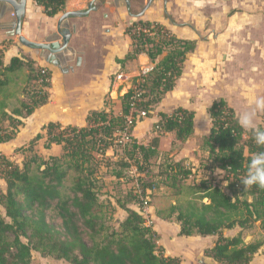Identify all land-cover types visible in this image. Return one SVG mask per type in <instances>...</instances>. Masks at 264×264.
<instances>
[{
	"label": "trees",
	"instance_id": "1",
	"mask_svg": "<svg viewBox=\"0 0 264 264\" xmlns=\"http://www.w3.org/2000/svg\"><path fill=\"white\" fill-rule=\"evenodd\" d=\"M33 1L44 15L54 17L65 11L68 0ZM125 33L133 41L132 49L119 63L140 54L155 63L152 73L132 78L140 89L139 97L134 98L135 89H128L119 96V115L105 107L92 110L86 116L85 126L48 122L43 126L44 148L60 145L58 155L44 158L35 151V143L43 137L40 133L26 147L18 149L23 154L21 165L0 154V179L5 184V190L0 189V207L4 210L3 215L0 213V264H31L32 250L67 264H181L178 257L164 254L157 244L156 231L139 211L129 206L135 204L142 210L143 201L138 196L127 193L125 199H117L116 205L126 215L117 227L110 223L115 207L99 197L101 184L97 170L112 145L122 147L123 156L118 163L129 167L132 164L127 160H131L138 173L144 170L143 164L159 156L160 133L146 145L138 143L131 135L136 123L127 128V140L120 141L126 116L132 107L145 110L149 115L153 106L173 88L186 55L195 48L196 41L177 38L161 23L141 18L129 24ZM1 57L0 50L2 75L26 69V80L37 83L28 99H20L7 111L5 99L10 94L6 86L12 78L0 79L3 97L0 99V143H5L15 138L24 118L48 101L50 70L43 77L42 67L30 57L13 56L6 65ZM208 113L212 126L202 139V147L208 153L210 165L224 171L227 191L201 180L199 187H189L195 190L193 193H200L195 197L200 202L194 198L178 207L171 205L170 210L177 211L178 235L216 236L213 244L204 249L205 256L218 264H250L264 246V235L261 240L245 241L243 231L257 221L264 229V188L256 185L245 188L240 178L246 174L249 158L264 151V147L255 143L250 131L239 126L233 108L224 98L213 101ZM158 116L155 125L161 129V134L174 131L179 142L192 135V111L179 107L171 113L159 112ZM245 134L248 137L243 142ZM158 168V175L172 186L192 174V167L185 168L182 160L165 159L158 163ZM70 173L73 176L71 195H68L64 182ZM112 174L118 180L122 178L120 171ZM149 187L142 185L143 194ZM204 199L207 202H203ZM50 208H54L61 219L60 229L46 220V211ZM235 228L238 230L233 235L223 233Z\"/></svg>",
	"mask_w": 264,
	"mask_h": 264
},
{
	"label": "crops",
	"instance_id": "2",
	"mask_svg": "<svg viewBox=\"0 0 264 264\" xmlns=\"http://www.w3.org/2000/svg\"><path fill=\"white\" fill-rule=\"evenodd\" d=\"M74 1L68 0L65 10H71ZM134 1L137 0H130L132 8ZM132 8L130 12L137 13L136 8ZM60 14L48 17L33 0H26L22 34L29 40L43 41L46 35L55 31ZM10 18V12L0 13V24L9 22ZM135 18L157 21L177 38L196 41L195 48L186 55L181 75L173 88L154 105L152 115L138 122L132 130L138 143L146 145L156 135L151 128L159 119V112L171 113L181 107L193 112L192 135L179 142L174 131L164 132L159 136L158 150L161 154L169 153L175 161L196 160L193 152L198 151L199 155V142L209 134L212 126L208 108L213 101L224 98L238 118L250 106L253 96H264V0H152L140 17L132 16L123 6H114L110 0H103L98 10L71 19L76 31L69 44L77 51L79 64L72 62L69 70L62 71L43 61L35 63L50 70L49 99L23 119L24 124L15 138L0 143V154L12 156L38 133L43 136L39 140L44 143L43 126L48 122L85 126L89 111L105 107L108 92L115 93L117 98L128 90V85H112L111 78L117 73L133 76L142 64L151 62L145 54H140L133 60L119 63L132 49L133 41L125 33V28ZM7 32V29L0 28L3 64H8L13 56L34 59V52L24 48ZM261 114L257 113L256 125ZM142 124H146L144 128H141ZM173 142H178V147L171 151ZM47 150L51 155H58L61 146L52 144ZM166 223L170 222L162 220L159 225L163 233L169 229ZM153 229L165 255L178 257L181 264H218L203 254L210 245L197 252L193 250L196 245L188 242L186 250L172 253L162 240L163 233L156 226ZM174 231L178 235L179 224H175ZM193 236L182 237L190 239Z\"/></svg>",
	"mask_w": 264,
	"mask_h": 264
},
{
	"label": "rangeland",
	"instance_id": "3",
	"mask_svg": "<svg viewBox=\"0 0 264 264\" xmlns=\"http://www.w3.org/2000/svg\"><path fill=\"white\" fill-rule=\"evenodd\" d=\"M88 1L89 0H85V1L76 0L72 4L73 7L72 9H77V10L85 9L87 7ZM98 2L102 4L103 0H99ZM146 2L147 0L134 1L133 5L134 8H136L135 10L137 12L140 11L144 7ZM131 8H132V4H131ZM137 19L138 18H135L134 20ZM13 39L17 40V37L14 36ZM30 52H34V51H30ZM34 61L36 64L42 61L35 54V52H34ZM43 67L48 68L47 66H43ZM133 70L136 71L135 68ZM25 71L26 69L19 71L13 75L12 74L2 75L0 72V79H3L5 77H7L8 79L9 77L12 78L6 86V91L8 94H10L7 99V104H8L7 108L9 111L11 110L12 107L18 104V101L20 100L21 97L28 99V97L35 90V86L37 85V83L33 81L28 82L26 80ZM113 80L114 78L112 77L111 78L112 85H114ZM129 82H131L130 79L127 82H122V84L126 87L127 85H129ZM121 86L122 85H120V87ZM111 90H112V86H111ZM119 96L116 98L115 93H113L112 95L110 92H108L104 100L106 110L107 111L111 110L114 115H119L121 112V103ZM138 110L141 109L138 108ZM151 115H152V111H150L149 115L146 117H150ZM146 117H142L138 122L145 119ZM262 117H263V112L259 117L258 120L259 123L257 124V126L261 125L262 127H264V121L262 120ZM137 123L135 124V126L137 125ZM145 125L146 124H142L141 128H144ZM151 131H153V133H155L156 135L158 133L161 134V129L159 127L157 128L155 123L153 124ZM247 137L248 135L245 134L243 136L242 141L245 142ZM27 145L28 143L22 146L21 148L26 147ZM199 145H200L199 155H198V151L193 152L196 156V160L192 159L191 161H189L188 158L182 159V163L185 168L192 167V174L186 179H181V181L177 182L175 186H172L169 181L167 182L165 181L164 177H160L158 175V172L160 171V169L158 168V163L164 161L165 159L168 160L169 158L173 159L172 157L169 156V153L165 152L161 154L159 152V156L156 159L154 158L151 159L148 162V164H143L142 166L144 170L138 173L136 167L133 165L134 163L131 160L125 159L130 164H132L129 167L123 166L121 163H118V160H120L121 157L123 156V151L121 146L119 147L112 145L111 147H109L106 151V155L100 161L97 174L100 178L98 179L99 184H101V187L99 189L100 199L106 203L111 202L112 206L115 207V211L112 215V219L110 223L113 224L115 227H117L118 222L126 215V213L116 205L115 201L117 199L119 200L125 199V195L127 193H130L138 196L139 200H143L144 198L147 197L148 199L147 205L145 208H142V210H139L138 206L135 204H131L129 206L139 211L145 217L148 225H151L152 227L156 226V228L160 231V233L161 232L163 233V231L160 229L159 226L160 223L162 222V220H166L170 222V223H166L167 226L169 225L168 226L169 232L168 230H166V232L161 235L165 246L172 253H178L180 251L182 252L186 250L188 246V242H192L193 244L196 245V247H194L195 249L193 250L197 252L201 251L206 245H212L216 239V236L202 237L199 235L198 236L195 235L190 239H186L182 236L176 235L174 231V227L176 223L179 224V222L176 220L177 211L173 212L170 210L171 205H176L178 207L184 205V203L187 200H191L197 197L200 193L199 192L193 193L192 191L195 188L199 187L201 180L206 181L208 184H212V185L216 184L222 187L225 191H227V189L225 188L226 181L223 179L224 171L217 167L214 168L212 165H210V160L207 158L208 153H206L202 147V140H200ZM177 147H178V142H173L171 151L176 149ZM34 149L40 156L44 158H47L48 156L51 155V152L47 150V148H44V143H42L41 140H38L35 143ZM8 158L14 161L15 163L21 165L23 154L21 151L17 149L15 154H13ZM191 158L193 157L191 156ZM115 170L122 172V178L120 180H118L113 176L112 173ZM72 176L73 174L70 173L64 182L65 184L64 191L68 195H71V191L69 190V188L71 186ZM142 185L150 186L145 190L144 194L142 192ZM189 187H192L194 189L192 190ZM0 189L5 190V184L2 181H0ZM194 201L200 202V200L197 198H195ZM203 202H207V200L204 199ZM0 213L2 215L4 214V210L2 207H0ZM46 220L51 224H53L56 228L58 229L61 228V219L59 218L57 211L54 208H50L46 211ZM237 230L238 228H235L233 230H224L223 233L225 235H233L237 232ZM168 233H171V236L168 235ZM263 235H264V229L260 227L259 221H257L251 228L243 231V238L245 241L261 240ZM157 244L162 247L159 240ZM263 248L264 246L255 254L254 259H252V261H254L252 262V264H264L263 262L264 255L262 254ZM163 250L165 254V249ZM203 254H204V250H203ZM31 264H67V262L64 260L55 259L50 256L43 257L36 250H32Z\"/></svg>",
	"mask_w": 264,
	"mask_h": 264
},
{
	"label": "water",
	"instance_id": "4",
	"mask_svg": "<svg viewBox=\"0 0 264 264\" xmlns=\"http://www.w3.org/2000/svg\"><path fill=\"white\" fill-rule=\"evenodd\" d=\"M99 0H89L87 7L82 10L71 9L61 13L55 24V31L45 36L43 41L37 42L26 38L22 34V22L26 12V0H0V13H11L10 21L0 24V28L7 29L8 36L17 37V41L24 48L30 49L46 64L59 68L62 71L69 70L70 63L79 64L80 58L77 51L69 44L71 36L75 33V24L71 19L85 17L90 12L100 8ZM116 7H125L132 16L140 17L150 6L152 0H148L144 7L132 14L130 0H110Z\"/></svg>",
	"mask_w": 264,
	"mask_h": 264
},
{
	"label": "clouds",
	"instance_id": "5",
	"mask_svg": "<svg viewBox=\"0 0 264 264\" xmlns=\"http://www.w3.org/2000/svg\"><path fill=\"white\" fill-rule=\"evenodd\" d=\"M258 112H264V96H253L250 106L238 116V124L248 130L258 146L264 147V128L255 124ZM245 188L256 185L264 188V151L257 152L249 158L246 174L240 178Z\"/></svg>",
	"mask_w": 264,
	"mask_h": 264
},
{
	"label": "built area",
	"instance_id": "6",
	"mask_svg": "<svg viewBox=\"0 0 264 264\" xmlns=\"http://www.w3.org/2000/svg\"><path fill=\"white\" fill-rule=\"evenodd\" d=\"M154 70H155V63L150 62L148 64H142L139 67V69L137 70V73L134 74L133 76H130V75L128 76V75L123 74V73L115 74L113 84H117L118 86H120V85H122V82H127L130 79L131 82H129L128 89H130V88L135 89L136 94H135L134 98L139 97L140 93H141L140 89L138 88L137 83L134 84L132 82V78L134 76L145 77L148 74L152 73ZM47 71H48V68L42 67L41 75L43 77L47 76ZM133 104H134V102H133ZM134 112H135V114L133 115ZM146 116H147V113L145 110H138V109H134V107H132V109L130 110V114L126 116L125 128H124V131L122 132L120 141H126L127 140V137L125 136V134H126L125 132L127 131V128H129L131 125L137 123L142 117H146ZM156 127L158 128V126H156ZM142 201H143V207L142 208H145L147 205V202H148L147 197L144 198Z\"/></svg>",
	"mask_w": 264,
	"mask_h": 264
}]
</instances>
